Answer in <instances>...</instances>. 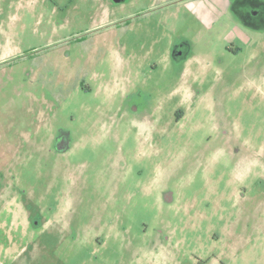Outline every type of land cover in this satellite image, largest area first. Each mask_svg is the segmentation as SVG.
<instances>
[{
	"label": "rangeland",
	"instance_id": "rangeland-1",
	"mask_svg": "<svg viewBox=\"0 0 264 264\" xmlns=\"http://www.w3.org/2000/svg\"><path fill=\"white\" fill-rule=\"evenodd\" d=\"M259 221L264 0H0V264H264Z\"/></svg>",
	"mask_w": 264,
	"mask_h": 264
},
{
	"label": "flooded vegetation",
	"instance_id": "flooded-vegetation-1",
	"mask_svg": "<svg viewBox=\"0 0 264 264\" xmlns=\"http://www.w3.org/2000/svg\"><path fill=\"white\" fill-rule=\"evenodd\" d=\"M256 60H258V59H256ZM180 118H182V116ZM72 137H73V135L68 136V143L76 141V139H73ZM221 142L225 143L226 147H228V142L231 143V141H228V140H221ZM59 143L62 144V139L59 141ZM256 223H254V225H253L254 227H259L260 229L264 228V226H262L260 224V221L256 222ZM242 226H243V228H249L252 225H251V223H249L247 221ZM227 227L230 228V237H229L228 243H226V245L228 246V249L237 248V247H240V246L244 247L245 244L248 245V244L254 242L253 241V236H251L249 234L245 235L244 232L236 231L234 223H230V226L227 225ZM213 256H215V255H213ZM219 263L220 264H224V262L222 260H220Z\"/></svg>",
	"mask_w": 264,
	"mask_h": 264
},
{
	"label": "crops",
	"instance_id": "crops-1",
	"mask_svg": "<svg viewBox=\"0 0 264 264\" xmlns=\"http://www.w3.org/2000/svg\"><path fill=\"white\" fill-rule=\"evenodd\" d=\"M10 163V161H8Z\"/></svg>",
	"mask_w": 264,
	"mask_h": 264
}]
</instances>
